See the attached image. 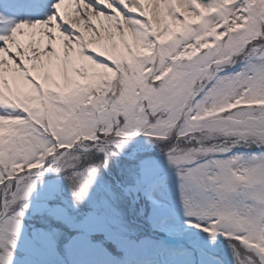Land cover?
I'll use <instances>...</instances> for the list:
<instances>
[{
	"label": "snow or ice",
	"instance_id": "obj_1",
	"mask_svg": "<svg viewBox=\"0 0 264 264\" xmlns=\"http://www.w3.org/2000/svg\"><path fill=\"white\" fill-rule=\"evenodd\" d=\"M39 12L45 0H7ZM0 14V264L46 171L81 201L133 138L178 177L188 224L264 264V0H54Z\"/></svg>",
	"mask_w": 264,
	"mask_h": 264
},
{
	"label": "rangeland",
	"instance_id": "obj_2",
	"mask_svg": "<svg viewBox=\"0 0 264 264\" xmlns=\"http://www.w3.org/2000/svg\"><path fill=\"white\" fill-rule=\"evenodd\" d=\"M52 3L54 0H45L46 7L39 12H17L7 0H0V14L17 20L44 19L51 13ZM93 163L100 167L87 195L77 202L87 205L85 210L81 208V218H66L62 211L74 214L76 210L67 212L49 205L61 197V190L68 192L66 186H59L60 179L47 180L57 172L46 171L37 182L15 241L12 258L18 255V264H234L223 235L213 240L189 226L178 196L176 171L148 139L135 137L106 165L99 157ZM136 186L145 194L148 218L139 215ZM52 217L60 220L56 221L59 226L45 220ZM40 222L49 232L34 224ZM62 226H68L72 234L67 232L68 239L58 246ZM55 240L63 260L55 251Z\"/></svg>",
	"mask_w": 264,
	"mask_h": 264
},
{
	"label": "trees",
	"instance_id": "obj_3",
	"mask_svg": "<svg viewBox=\"0 0 264 264\" xmlns=\"http://www.w3.org/2000/svg\"><path fill=\"white\" fill-rule=\"evenodd\" d=\"M98 166L100 167V165H98ZM57 179H60L59 186H66L67 189H68V192L66 193V192H63L61 190V197L57 201H54V203L49 202V205L51 207H53V208L56 207V206L57 207H62L67 212H70L69 208L73 209V211L76 210V212L74 214H73V212L65 214L64 211H62L61 213H63L64 216H66V218L67 217H71L72 215H74L76 217V219L77 218H81L80 217L81 216V214H80L81 208H83V210H85L87 205L83 206L84 203H81V205H82V207H81L80 204H77V201L75 200V198L73 197V194H72V190H71V187H70V182L66 178V175L64 173L54 174L53 177H51L50 179H47V180L58 181ZM133 191H134V194L136 196L135 204H136V207L139 209V212H140L139 215H142L143 217L148 218L149 217L148 216L149 207L147 206L146 198H145V200L143 198V195H145V194L142 193L143 192L142 188L140 186H136L133 189ZM56 216L61 217L62 215L58 214ZM45 220H48L49 224H53L54 223L56 227L59 226V223L58 222L56 223V221L59 220V219H55L54 217H52V218H46ZM66 221L67 220L65 219V222ZM61 222H63V221H61ZM34 224L38 225V227H41V226L43 227L41 222L40 223H34ZM62 227H64V229L62 230V234L63 235H61V234L57 235L59 238H61V239H59L58 246H59V244L63 243V241L65 242V240L68 239V238H66L64 236L67 232H69V234H72V232L70 231V228H68V226L67 227L62 226ZM43 228H44L43 232H49V229H47L46 227H43ZM55 242H56L55 251L57 249L56 252H57L58 257H60L63 260L64 257L61 256V254L58 252L59 250L57 248V241L55 240L53 243H55ZM106 244H107V246H109V248L111 250H113V251L116 250V247L112 245V242L106 241ZM60 258H58V259L61 260ZM19 262H21V259H20V257L18 255L11 259V264H18ZM118 262L121 263V259H118Z\"/></svg>",
	"mask_w": 264,
	"mask_h": 264
}]
</instances>
